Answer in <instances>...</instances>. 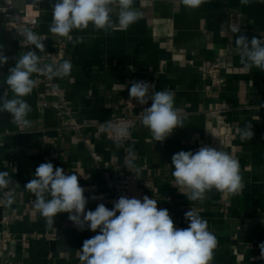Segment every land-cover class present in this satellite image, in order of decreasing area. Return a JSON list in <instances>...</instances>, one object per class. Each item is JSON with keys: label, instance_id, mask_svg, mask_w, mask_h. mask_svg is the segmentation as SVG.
Wrapping results in <instances>:
<instances>
[{"label": "crops", "instance_id": "obj_1", "mask_svg": "<svg viewBox=\"0 0 264 264\" xmlns=\"http://www.w3.org/2000/svg\"><path fill=\"white\" fill-rule=\"evenodd\" d=\"M10 1L16 11L29 9L38 16L35 26L25 24L23 29L36 33L45 44V53L36 50L42 62H71V75L53 80L76 119L96 124L86 133L90 149L101 160L93 161L86 145L68 129L65 117L48 105L53 98L47 84L41 82L44 76L33 74L39 85L23 98L32 109L27 117L32 126L21 129L9 113L0 112V171H7L19 184L10 206L5 194L14 185L0 193V201L7 205L5 210L0 207V233L7 230L12 235L7 251L0 244V264H81L83 241L99 231L92 232L87 226L79 230L68 213H59L55 224L47 225L33 206L34 195L24 189L35 178V169L45 162L79 176L88 198L86 211H94L100 203L113 208L106 176L116 177L123 170L135 173L158 202V209L169 211L176 228L188 227L185 213L191 208L207 220L217 238L211 264H264L259 247L264 243V71H245L235 45V38L241 34L249 41L253 37L264 39V3L254 0L245 6L240 0H206L191 9L181 0H134L133 7L141 17L127 30L115 28L106 33L90 24L85 30H73V38L83 37V41L72 43L49 30L55 0ZM112 19L118 23L115 15ZM232 24L240 25L239 33L230 31ZM22 39L12 17L0 11V45L8 57V63L0 67V92L6 87L3 81L8 70L15 66V57L32 50L31 46H21ZM214 61L223 64L220 91L209 88L203 74V68ZM139 77L152 79L155 91L174 92L175 106L186 117L185 125L163 142L139 126L130 141L110 144L102 124L122 113L128 89ZM220 103L229 108V133L211 138L207 133L217 126L213 113ZM248 123L254 137L241 140L238 130ZM203 146L238 159L244 184L238 194L213 189L200 203L188 200L187 189L174 186L172 156ZM127 160L135 167H128ZM90 187H95L99 198L90 197Z\"/></svg>", "mask_w": 264, "mask_h": 264}, {"label": "clouds", "instance_id": "obj_2", "mask_svg": "<svg viewBox=\"0 0 264 264\" xmlns=\"http://www.w3.org/2000/svg\"><path fill=\"white\" fill-rule=\"evenodd\" d=\"M205 2L181 0L191 9L199 8ZM253 2L240 0L245 6ZM255 2L264 3V0ZM133 4L134 0H55L49 30L72 43L83 41V37L73 38V30H85L90 24L106 33L115 28L127 30L141 17V12ZM113 15L118 23L113 22ZM230 31L239 33L240 25H230ZM22 36L21 46H31L32 50L15 57V66L8 70L3 81L6 87L0 92V112L9 113L13 123L25 129L32 126V121L27 118L32 109L23 98L36 87L33 74L43 75L49 80L63 79L71 75L73 66L69 60L42 63V57L36 50L46 52L43 41L31 30H25ZM235 45L245 71L253 68L264 71V39L253 37L249 41L241 34L235 38ZM7 63L8 57L0 45V67ZM128 90L130 98L140 105L151 101V106L146 107L139 117L157 142L165 141L175 129L185 125L186 117L175 106V94L171 90L155 91V85L145 81H133ZM10 92L12 98H9ZM104 130H113L111 123ZM114 131L121 138L129 135L124 128ZM238 133L241 140H251L254 137L252 124L248 123ZM126 164L130 168L135 167L132 160H127ZM171 165L174 168V186L187 189L189 201L203 203L206 193L213 189L234 195L244 187L238 159L211 146L200 147L195 152L179 151L172 156ZM78 177L75 173L66 174L63 168L54 169L53 163L45 162L35 169V178L24 189L34 195L33 206L49 227L55 224L59 213H68V219L79 230H85L86 226L92 232L99 230L83 241L79 250L81 264H211L217 238L209 230L207 220L192 208L185 213L188 227L180 229L174 226L169 211L158 209V202L147 195L142 200L121 196L113 202L112 209L100 203L94 211H86L88 198ZM10 185L14 187L5 194L9 206L14 202V190L19 184L14 183L7 171H0V190ZM259 247L264 258V243Z\"/></svg>", "mask_w": 264, "mask_h": 264}, {"label": "built area", "instance_id": "obj_3", "mask_svg": "<svg viewBox=\"0 0 264 264\" xmlns=\"http://www.w3.org/2000/svg\"><path fill=\"white\" fill-rule=\"evenodd\" d=\"M0 11L4 14H9L12 17L14 27L23 34V26L25 24L35 26L38 22V16L33 14V10L25 9L22 12L15 10L14 5L10 0H0ZM63 46V45H62ZM43 63V62H42ZM222 72L223 64L221 61H214L211 64L203 68V74L209 88L214 91H220L222 88ZM138 81H145L150 84H154V81L150 78L139 77ZM36 87L39 82L36 81ZM48 86V93L53 98L52 101L48 102V105L55 109L59 114L63 115L66 119L67 127L69 130L75 133L77 141L86 145L90 151L91 158L95 163L101 160V156L90 149L91 141L87 136V131L95 127L96 124L92 123H81L79 122L73 110L67 103L64 93L60 90L59 85L53 79L49 80L44 76L43 81ZM150 89L149 94H151ZM151 106V101L147 105H140L135 99H131L129 91L125 97L123 103L122 113L115 114L109 121L103 123V132L106 141L110 144H123L131 140L132 132L136 127H144L140 121L139 115L143 112L146 107ZM229 111L228 106L225 103H220L218 108L213 113L217 118V126L209 131L207 134L211 138L218 137L220 135L227 136L229 133V125L227 122L226 113ZM111 123L113 130L105 131V126ZM117 128H124L127 130L129 135L125 138H121L116 135L114 131ZM105 185L110 191L114 201L118 200L121 196H127L129 198L135 197L143 199L145 195L149 198H153L144 188L140 178L135 173L123 170L116 177H105ZM1 193V190H0ZM90 197H97L99 195L95 193V187L89 188ZM5 203L0 201V207L6 209ZM7 220V215L4 214L3 222ZM12 235L7 230H2L0 233V244L3 251H7L9 243L11 242Z\"/></svg>", "mask_w": 264, "mask_h": 264}]
</instances>
